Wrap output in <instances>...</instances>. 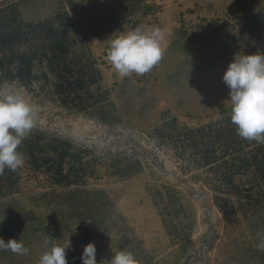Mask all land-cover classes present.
<instances>
[{
	"label": "rangeland",
	"instance_id": "obj_1",
	"mask_svg": "<svg viewBox=\"0 0 264 264\" xmlns=\"http://www.w3.org/2000/svg\"><path fill=\"white\" fill-rule=\"evenodd\" d=\"M122 4L117 17L106 0H0L32 24L65 11L72 54L86 52L98 71L88 86L96 102L83 109L72 97L84 99V90H58L41 56L25 84L0 74V88L19 90L39 108L37 127L18 148L24 166L0 175V238L23 241L29 251L0 250V264H38L46 239L62 245L68 238V264H83L90 242L97 264L118 250L131 251L140 264H264L257 250L264 202L243 204L253 191L250 174L238 173L226 186L215 164L201 166L177 141L179 132L231 112L223 75L234 53H264V0L254 1L257 22L237 18L232 0ZM141 25L166 30L164 57L143 76L119 78L106 61L110 38ZM33 140L29 159L23 148ZM47 155L52 165L63 156L61 171L70 164L75 180L57 183L39 166Z\"/></svg>",
	"mask_w": 264,
	"mask_h": 264
},
{
	"label": "trees",
	"instance_id": "obj_2",
	"mask_svg": "<svg viewBox=\"0 0 264 264\" xmlns=\"http://www.w3.org/2000/svg\"><path fill=\"white\" fill-rule=\"evenodd\" d=\"M106 1L115 16L123 15L125 7L122 0ZM232 1L234 4L232 11L237 18L240 17V20L245 22L258 21L257 15L254 14V1L257 0ZM16 15L15 7L11 5L0 7V74L2 77L22 84L27 83L31 78L33 60L41 56L49 71L54 73L58 90L61 88H67L69 92L74 89L84 90L86 93L84 99L72 97V100H75V106L80 109H83L81 106H92L96 99L88 86L90 82H93L98 71L92 67L93 59L84 56L86 52L78 55L81 57L79 60L77 55L72 54L71 46L74 40H70V36L73 34V26L67 13L61 11L53 17V20L45 19L34 24L21 22ZM29 40H34L35 44L33 48H28L30 50L24 45ZM57 68L58 70H55ZM62 102L65 103V99ZM230 109L231 107L228 108ZM99 118L104 120L102 117ZM177 135L181 139L177 141L181 142L182 149L190 148L191 154L200 158L201 166L215 164L213 167H215L216 174L220 175L219 181L224 185H232L234 176L238 173L248 172L250 174L252 181L249 188L253 191L245 195L243 204L250 202L254 207V199L264 202V145L239 137L236 126L230 120V113L226 112L222 119L185 129ZM33 142L34 140L29 141V148H23V152L29 159L36 153L31 146ZM62 159L63 156H60L58 161L52 165L54 159L47 155V157H42L39 166L50 172L57 183L69 184L75 180L74 176L78 170L69 164L68 170L63 173L61 171ZM238 192L237 190L234 194L238 195ZM215 202L219 204L217 197H215ZM180 236L184 238L185 233Z\"/></svg>",
	"mask_w": 264,
	"mask_h": 264
},
{
	"label": "clouds",
	"instance_id": "obj_3",
	"mask_svg": "<svg viewBox=\"0 0 264 264\" xmlns=\"http://www.w3.org/2000/svg\"><path fill=\"white\" fill-rule=\"evenodd\" d=\"M114 34L106 50V61L119 78L149 73L163 59L168 47L166 30L155 25H141ZM223 81L230 90V120L238 136L264 145V53H234ZM38 113V106L19 90L0 88V175H4L5 169L15 172L24 166V154L18 148L37 127ZM257 238V250L264 251V232L258 233ZM43 247L45 251L38 264H68L66 250L72 247L69 238L62 245L46 239ZM0 250L17 255H27L29 251L23 241L5 242L3 238ZM81 259L83 264H97L94 243L84 247ZM107 264H140V261L131 251L118 250Z\"/></svg>",
	"mask_w": 264,
	"mask_h": 264
}]
</instances>
